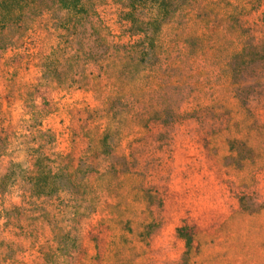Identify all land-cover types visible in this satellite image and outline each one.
Segmentation results:
<instances>
[{"label": "rangeland", "instance_id": "rangeland-1", "mask_svg": "<svg viewBox=\"0 0 264 264\" xmlns=\"http://www.w3.org/2000/svg\"><path fill=\"white\" fill-rule=\"evenodd\" d=\"M209 1L172 0L171 16L158 32L156 58L149 65L163 82L173 85L149 90L144 101L136 103L121 101L108 86L105 71L111 57L94 60L84 55L63 77L43 71L39 46H35L45 26L42 18L35 17L29 36L33 63L23 54L17 57L9 44L16 36L3 31L0 264H264L263 93L249 86L238 96L232 88L236 74L240 80L263 75L255 67L264 65V58L250 60L239 73L234 70V49L257 30L248 24L247 13L240 21L247 31L244 34L238 33L241 28L231 16H225L227 11L246 12L253 4L264 10V0H223L219 6L227 10L225 14ZM19 38L22 50L24 39ZM204 69H210V74ZM187 74L193 76L183 85ZM194 82L200 83L204 94ZM201 97L230 111L221 128L209 136L208 158L201 149L183 143L181 121L169 131L160 174L104 173L76 179L81 191L74 198L69 189L56 195L39 194L25 180L37 155H45L43 164L52 170L62 167L58 157H65L64 165L71 167L80 156L98 152L106 132L116 135V153L127 155L128 140L143 131V105L165 99L183 111ZM243 103L249 107L244 109ZM132 104L134 110H130ZM258 111L262 114L255 119L252 115ZM125 117L133 131L128 134L121 132ZM233 138L261 151L254 157H261L259 164L253 157L245 162L227 158ZM199 160V166L189 168ZM148 183L158 187L157 193L148 191ZM230 183L234 187L229 188ZM241 194L247 195L239 202L245 210L238 204ZM183 198L190 204L184 213ZM153 212L160 226L150 236L146 225ZM183 223L192 233L189 247L178 231ZM96 234H102L100 260L92 240Z\"/></svg>", "mask_w": 264, "mask_h": 264}, {"label": "trees", "instance_id": "trees-1", "mask_svg": "<svg viewBox=\"0 0 264 264\" xmlns=\"http://www.w3.org/2000/svg\"><path fill=\"white\" fill-rule=\"evenodd\" d=\"M209 2L217 9H223L219 6L223 0ZM171 7L172 0H0V40L3 39V31L16 36L9 39L15 54L17 57L23 54L29 64L33 63L32 54L35 52L34 48L30 47L32 40L29 36L34 30L35 17L42 18L45 26L43 25L42 35L38 37V44L35 46H39L37 54L43 71L63 77L84 55L94 60L111 57L113 60L107 63L105 76L108 86L113 89V94L121 101L142 102L146 96L145 92L149 90L155 92L159 87L173 85L172 82L169 84L163 82L157 69L149 65L156 58L154 51L156 37L161 26L170 18ZM251 7L246 12L239 10L232 14L222 10L224 14L227 11L225 16H231L230 18L239 24L236 26L242 31L239 30L238 33H247L246 28L240 24L244 13L249 17L248 24L251 28L257 30L256 34L250 36L252 39L248 36V39L234 49L233 65L238 73L249 66L250 60L258 62L261 57L264 58V10H260L257 4ZM20 36L24 39L21 43L23 51L18 49ZM255 68L264 72V65ZM204 73L210 74V69H204ZM197 75H201V71H198ZM192 76L193 74L183 75V85L189 84L186 79ZM235 76L237 74L232 78V88L238 96L249 86L259 88L263 93L260 100L264 103V74L249 80H240ZM194 84L196 90L204 94L200 83ZM151 96H154L153 93ZM152 104L141 107L143 131L128 140L127 155L116 153V145L113 143L116 135L106 132L100 138V150L80 156L71 167L69 166L70 168L64 165L65 157H58L57 160L61 162L62 167H55V170H52L43 164L46 156L37 155L33 159L34 168L25 173L26 182L39 194L56 195L61 190L69 189L75 193L70 196L74 198L81 191L75 182L76 179L100 176L104 173L160 174L163 172L162 156L168 149V134L176 123L183 121L181 133L183 143L201 149V154L208 158L210 134L221 128L225 115L230 117V111L224 105L215 104L211 100L209 103L206 97H201L196 105L183 108V111L174 107L171 101L165 102V99ZM243 104L244 109L249 107L247 103ZM133 106L134 104L130 106V110H134ZM260 112L253 113L252 116L259 119ZM123 121L121 132L125 130V134L133 132L129 129L128 118L125 117ZM121 132L117 136H121L123 134ZM229 150L231 152L227 156L229 159H240L245 162L253 157L252 161L259 164L261 157H254L258 153L261 155V151L256 150V147L247 141L233 138L229 141ZM154 159L157 160L155 164ZM229 162L227 164H230ZM199 163H202L201 160L191 163L189 168L193 169L199 166ZM148 184V191L151 194L157 193L158 187ZM228 186L234 187L231 183ZM246 197L245 194L239 195L238 204ZM189 205L183 198V213ZM240 210L245 209L242 206ZM152 214V219L146 225V232L150 236L160 226L158 215H154V212ZM178 231L185 245L189 247L192 233L188 231V227L183 223V227L179 226ZM99 234L92 237V240L97 245L96 257L100 260L104 251L98 247L102 235Z\"/></svg>", "mask_w": 264, "mask_h": 264}]
</instances>
